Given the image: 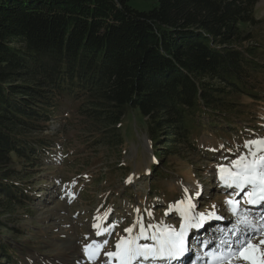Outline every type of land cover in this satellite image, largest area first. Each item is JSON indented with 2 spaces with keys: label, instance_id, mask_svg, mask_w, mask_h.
I'll return each mask as SVG.
<instances>
[{
  "label": "trees",
  "instance_id": "obj_1",
  "mask_svg": "<svg viewBox=\"0 0 264 264\" xmlns=\"http://www.w3.org/2000/svg\"><path fill=\"white\" fill-rule=\"evenodd\" d=\"M130 1L0 0V264H24L3 239L27 234L18 211L33 214L15 181L55 149L42 135L63 103L109 151L130 117L148 132L161 176L176 147L194 149L202 133L242 135L233 100L261 98L264 64L244 29L260 24L259 0H147L148 12Z\"/></svg>",
  "mask_w": 264,
  "mask_h": 264
},
{
  "label": "rangeland",
  "instance_id": "obj_2",
  "mask_svg": "<svg viewBox=\"0 0 264 264\" xmlns=\"http://www.w3.org/2000/svg\"><path fill=\"white\" fill-rule=\"evenodd\" d=\"M127 5L140 12L156 6L147 0H132ZM254 14L260 24L244 29L252 32L253 46H258L256 60L264 64V0H259ZM260 91L258 100L242 96L233 100L244 107L238 110L245 114L233 118L243 128L242 135L214 137L202 133L194 149L185 144L176 147L177 153L167 158L170 166L161 176L151 172L153 167L162 172L164 163L156 160L148 132L135 128L130 117L120 130L123 145L109 151L89 140L69 102L63 103L56 112L57 119L50 122L52 133L48 130L42 135L54 141L51 147L55 149L48 150L40 167L30 169L27 182L15 181L32 198L33 214L23 215L20 210L15 219L19 226L26 227L27 234L19 238L10 233L3 239L24 255V264H89L83 252L84 244L107 239L106 250H114L120 237L126 235L124 229L132 226L138 217H143L145 225L162 222L179 229L182 219L175 207L170 210L169 206L179 200L186 201L183 190L187 189L188 198L196 205L193 211L208 212L215 204L227 218V222L220 224L208 220L188 234L189 251L198 253L193 255V260L204 264L209 260L206 253L216 248L221 237L235 240L239 235L231 231L236 218L228 211L227 199L241 201V212L250 210L256 226L264 227L257 213L264 203L254 210L246 207L243 193L236 196L233 190L222 188L217 172V166H227L246 151L245 141L264 138L263 85ZM196 191L202 194L197 197ZM148 212L153 215L149 217ZM105 213H108L106 217ZM97 215L101 221L94 219ZM94 223L115 225V228L110 236H97ZM201 241V248L196 247L195 243ZM188 257L186 252L171 264H185ZM186 263L191 264L189 260Z\"/></svg>",
  "mask_w": 264,
  "mask_h": 264
},
{
  "label": "snow or ice",
  "instance_id": "obj_3",
  "mask_svg": "<svg viewBox=\"0 0 264 264\" xmlns=\"http://www.w3.org/2000/svg\"><path fill=\"white\" fill-rule=\"evenodd\" d=\"M243 148L246 151L237 155L227 166H217L218 179L222 188L232 189L236 196L243 193L244 204L258 206L264 203V138L245 141ZM183 191L187 204L185 205V200H179L174 206H169L170 210L175 207L179 212L182 219L179 229L162 222L145 225L143 217H138L132 226L124 229L126 235L120 237L114 250H106L107 239L100 242L92 240L84 244L83 252L87 259L91 264H96L101 257L104 258L103 264H171L183 257L190 250L187 236L191 230L203 227L208 220L223 219L217 214L218 206L215 204L208 212L193 211L196 205L188 198V190ZM201 194L200 191L195 193L197 197ZM225 204L236 218L232 232H239V235L235 240L221 237L216 248L206 253L209 264H232L234 260L264 264V227L256 226L250 210L240 211L241 201L229 198ZM136 211L139 212V209ZM107 215L105 213V217ZM147 215L151 217L153 214L148 212ZM94 219L101 221L99 215ZM93 228L97 236H110L115 225L94 223ZM257 235L260 237L258 241ZM200 243L203 244L202 241ZM204 247L207 245L204 244Z\"/></svg>",
  "mask_w": 264,
  "mask_h": 264
},
{
  "label": "bare ground",
  "instance_id": "obj_4",
  "mask_svg": "<svg viewBox=\"0 0 264 264\" xmlns=\"http://www.w3.org/2000/svg\"><path fill=\"white\" fill-rule=\"evenodd\" d=\"M187 204V200L185 201V205ZM261 205V204H260ZM246 207H248V208H251L252 210H254L255 209V207L256 206H249V205H246ZM178 214H179V212H178ZM190 233V232H189ZM259 235H257V241L259 240ZM187 239H188V236H187ZM254 242H256V241H254ZM103 259L104 258H100L99 260H97L96 261V264H103ZM186 259V258H185ZM209 259V258H208ZM179 261V260H178ZM244 262H246V261H239V262H237V261H233L232 262V264H244ZM89 264H91V263H89ZM206 264H209V260H208V263H206ZM248 264V263H247Z\"/></svg>",
  "mask_w": 264,
  "mask_h": 264
}]
</instances>
